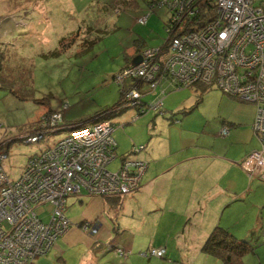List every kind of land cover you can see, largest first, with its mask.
<instances>
[{"label":"rangeland","instance_id":"obj_1","mask_svg":"<svg viewBox=\"0 0 264 264\" xmlns=\"http://www.w3.org/2000/svg\"><path fill=\"white\" fill-rule=\"evenodd\" d=\"M121 1L0 0V51L5 56L16 53L12 59L13 66L31 64L34 90L31 99L20 100L9 91L0 89L1 173L6 172L8 177L16 179L24 171L29 157L67 135L68 132H61L38 143L25 142L26 136L33 134V130L42 124L41 119L45 115L64 116L62 123L67 127L81 119L90 120L95 113L116 104L120 99L121 86L113 78L124 66L126 53H130L134 43L136 46L144 43L150 48L164 44L168 37L164 26L169 18L167 8L151 9L148 6L150 0H127L126 9H123ZM103 3L106 4L104 7ZM142 18H146L144 24L139 22ZM100 19L103 21L98 25ZM78 29L80 35H87L82 36V40L92 42L91 46L82 49L74 46L53 55L58 51L59 39ZM144 50L146 48L138 52V56ZM131 81L136 82L126 80V85ZM139 84L141 82L135 86ZM195 88L171 92L163 100L164 114L150 110L134 122L131 119L135 108L122 105L121 108L126 106L127 110L112 119L117 127L113 132L117 158L108 165V169L116 172L121 164L120 157L131 153L134 146H145L154 129V136H162L171 145L180 147L182 142L175 140L186 134L191 139L184 141V147L196 145L212 153H215L212 147L223 149L224 142L227 144L232 139L240 143L249 141L253 129L251 125L247 129L243 123L250 120L253 125L255 105L225 95L213 87L202 94V100L195 105L198 99ZM125 92H122L123 96ZM143 99L149 103L153 96L145 95ZM222 122L238 125L232 129L234 138L223 141L216 136ZM85 124L90 123L81 125ZM244 176L241 180L232 174L231 179L223 180L221 185L225 187L226 197L217 198V202L224 200L220 210L208 208L202 218L195 216L189 223L193 230L205 227L206 235L216 226L227 229L236 239L247 240L250 244V251L242 258L243 264H264V181L257 177L250 181L245 172ZM34 210L43 222H48L53 206L46 203ZM147 226L151 232L158 230L152 224L147 223ZM168 233L161 232L166 241L170 237ZM171 233L174 242L176 236ZM108 251L115 252L114 248H108ZM113 252L106 257H113ZM140 252L136 253L139 257ZM197 252L198 255H193L188 262L176 260L172 263L223 264L199 253V250ZM142 259L146 261V258Z\"/></svg>","mask_w":264,"mask_h":264},{"label":"built area","instance_id":"obj_2","mask_svg":"<svg viewBox=\"0 0 264 264\" xmlns=\"http://www.w3.org/2000/svg\"><path fill=\"white\" fill-rule=\"evenodd\" d=\"M159 6L170 13L165 25L173 34L170 44L144 50L140 62L117 74L115 83L125 87V80H134L150 92L160 88L162 96L164 85L172 90L201 85L255 104L253 130L261 146L241 167L250 178L264 181V0H161ZM206 9L210 10L209 21L197 30H185V24ZM135 84L123 90V101L139 108L144 91ZM160 107L158 100L149 109ZM62 119L45 115L33 134L26 136L25 142L38 143L49 135L68 132L29 157L15 180L1 173L0 155V264H34L38 257L46 256L72 226L64 214L69 197L123 198L140 189L146 161L128 156L120 159L116 172L108 169L117 158L111 121L66 127ZM227 133L228 128L223 127L221 135ZM142 149L134 147L132 154ZM46 203L53 211L49 221L43 222L34 209ZM79 227L91 235L98 232L97 225L89 222ZM114 250L120 257L130 254L121 248ZM139 255L161 259L165 248H149Z\"/></svg>","mask_w":264,"mask_h":264},{"label":"crops","instance_id":"obj_3","mask_svg":"<svg viewBox=\"0 0 264 264\" xmlns=\"http://www.w3.org/2000/svg\"><path fill=\"white\" fill-rule=\"evenodd\" d=\"M145 48L150 47L144 43L137 46L134 43L130 53H126V62L120 71L129 66L136 55L138 56V52ZM133 84L131 81L126 86L130 87ZM139 87L145 90L144 96L151 95L154 99L160 93V88L150 92L144 84H139ZM174 91L177 90L169 91L165 96ZM165 96L161 100L162 108ZM152 111L157 113L156 110ZM162 112L164 114L163 110ZM89 121L81 119L74 125ZM249 121L243 124L247 129L250 125L253 129ZM154 126L153 124V128ZM236 126L238 125L222 122L216 136L223 141H226L225 138L232 139L235 137L232 135L234 131L232 129ZM223 127L228 128V133L224 136L221 135ZM154 132L155 129L149 134L150 138L143 146L142 152L129 153L130 158L148 163L140 189L133 195L120 199L89 197L84 194L69 197L64 214L72 226L55 241L50 252L44 257H38L34 264H174L176 260L188 262L193 255H198V250L201 253L200 247L206 239H203L204 235L206 237L208 235L204 231L205 227L193 230L190 220L195 216L202 218L208 208L220 210L224 200L217 202L219 200L217 198L226 197L225 187L221 182L227 178L231 179L232 174L242 180L245 176L241 164L250 154L260 149L261 143L252 130L253 136L249 141L240 143L232 139L227 144L224 142L223 149L212 147L211 150L215 152L212 153L196 145L184 147V141L191 139L186 134L175 140L178 143L182 142L181 146L177 147V144H169L162 136H154ZM7 178L10 181L15 180L11 176ZM249 179L251 181L255 178ZM82 222L97 225V234L91 235L83 231L79 227ZM147 223L154 225L158 229L157 232H151ZM163 231L169 232L170 237L167 241L165 237H161ZM171 231L176 236L174 242ZM109 247L121 248L131 254L126 258H118L113 251H108ZM151 247H165L166 256L163 259L146 258V261L142 259L143 257L137 256L136 253ZM112 252L113 257H106ZM168 256L170 259H166Z\"/></svg>","mask_w":264,"mask_h":264},{"label":"trees","instance_id":"obj_4","mask_svg":"<svg viewBox=\"0 0 264 264\" xmlns=\"http://www.w3.org/2000/svg\"><path fill=\"white\" fill-rule=\"evenodd\" d=\"M126 1L127 0L121 1V4H120L121 8L126 9V6H127ZM160 1L161 0H150L148 2V6L151 9H153L154 7H159ZM105 5L106 4L103 3V7ZM114 5H115V7H118L116 4H114ZM210 7H212V6L210 5ZM114 10H115V8H114ZM119 11L120 10H118L117 12H119ZM167 11L169 13L168 9H167ZM209 13H210L209 9L202 11L201 15H198L196 18L191 20V22H188L187 24H185V27H186L185 30L192 31V30H197L198 28L203 27V25H205L209 21V19L207 17ZM102 21L100 19L97 24L100 25L102 23ZM165 25H166V23H165ZM166 33H167L168 37L161 47H167L170 44L171 38L173 37V34L170 35V32L168 33L166 31ZM82 36L83 35H80V30L78 29L76 32H72L67 36L61 37L58 41V48H57L58 51H55V53H53V55L56 56V55H58V52H60V51L65 52L74 46H78L79 49H82L84 47L86 48V46L88 45L87 47L89 48L91 46L92 42L88 43L86 41H83L82 40L83 37H86L87 35H85L83 37ZM161 47H158V48H161ZM15 55H16V53L13 54L12 56H9V55L5 56L0 51V89H5V90L9 91L10 94H12L13 96H15L16 98H18L20 100H28V99L32 98L33 92H34L33 87H32L33 86L32 70H31L32 67H30L31 66L30 63L27 65L23 64L24 67H22V64H20V66H18V67L13 66L12 65V59L14 58L13 56H15ZM124 69H122V70H124ZM121 71H119L117 74H119ZM124 84H125V87L124 86L121 87L119 101L116 104H114L113 106L104 108V109L100 110L99 112L95 113L94 116L90 119L89 123L99 122L102 120H108V121L112 122L113 118L121 115L125 110H127L126 106L121 108V106L125 104V102L122 99V97H123L122 88H123V90H125L127 86H126L125 82H124ZM187 89H189V88H187ZM165 90H166L165 95L169 91H172V89H170V87H168V86L165 87ZM179 90H181V89H179ZM194 90L198 93V99H197L196 104H195V105H197L202 100V94L206 93L208 91V88L201 86V85H198V86H196V88ZM165 95L162 96V94L159 93L157 95V98H155V99L153 98L152 101L149 103L145 102L144 99H141V104H140L139 108H140V110H142V108H144V109L142 112H140V111L138 112L139 108H135L136 114H134V116L132 117L131 120H133L134 118H138L139 116L143 115L146 111L149 110V107H151V105L156 103L158 100H162V97H164ZM161 109H162V107L156 109L157 113L162 114L163 112ZM113 125H114V130H116L117 127L115 126L114 123H113ZM114 130H113V132H114ZM61 132H67V130H64ZM112 137H113V133H112ZM20 140L23 141V139H20ZM131 153H132V151H131ZM128 156H129V154L122 155L120 157V159H123V158L128 157ZM151 248H159V247H151ZM162 248H165V247H162ZM250 248H251L250 244H249V242H247V240L236 239L227 229L216 226L211 230V232L208 234V236L204 240L203 244L200 247V252L204 255L211 256L215 259L220 260L223 264H243L242 258L250 251ZM140 253H142V252H140ZM165 254H166V249H165Z\"/></svg>","mask_w":264,"mask_h":264},{"label":"water","instance_id":"obj_5","mask_svg":"<svg viewBox=\"0 0 264 264\" xmlns=\"http://www.w3.org/2000/svg\"><path fill=\"white\" fill-rule=\"evenodd\" d=\"M140 62V56H137L134 58V60L131 62V65H136Z\"/></svg>","mask_w":264,"mask_h":264}]
</instances>
